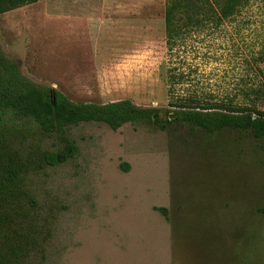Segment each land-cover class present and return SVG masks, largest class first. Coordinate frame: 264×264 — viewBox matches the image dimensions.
<instances>
[{
  "label": "rangeland",
  "instance_id": "1",
  "mask_svg": "<svg viewBox=\"0 0 264 264\" xmlns=\"http://www.w3.org/2000/svg\"><path fill=\"white\" fill-rule=\"evenodd\" d=\"M31 1L0 14V46L73 103L264 111V0L173 45L165 0ZM69 136L75 156L28 179L47 233L29 264H264V139L98 123Z\"/></svg>",
  "mask_w": 264,
  "mask_h": 264
},
{
  "label": "trees",
  "instance_id": "2",
  "mask_svg": "<svg viewBox=\"0 0 264 264\" xmlns=\"http://www.w3.org/2000/svg\"><path fill=\"white\" fill-rule=\"evenodd\" d=\"M246 1L165 0L167 44L173 45L179 31L230 26ZM31 2L0 0V14ZM177 108L163 118L157 109L139 108L128 100L102 105L73 103L59 91L24 77L0 46V264H29L34 253L44 251L45 221L28 179L75 156L77 146L69 136L72 127L98 123L116 131L126 124L160 130L177 126L206 134L230 128L250 131L253 138L264 139V111L256 108ZM46 139L53 141L54 150L40 146ZM158 210L166 216L164 209ZM257 212L264 214V206Z\"/></svg>",
  "mask_w": 264,
  "mask_h": 264
},
{
  "label": "crops",
  "instance_id": "3",
  "mask_svg": "<svg viewBox=\"0 0 264 264\" xmlns=\"http://www.w3.org/2000/svg\"><path fill=\"white\" fill-rule=\"evenodd\" d=\"M72 32L74 35L78 33V35L76 36V40H78L80 43H81V38L82 39H86V38L90 39L88 36L89 35L88 31H83V34H81L79 31H72Z\"/></svg>",
  "mask_w": 264,
  "mask_h": 264
}]
</instances>
